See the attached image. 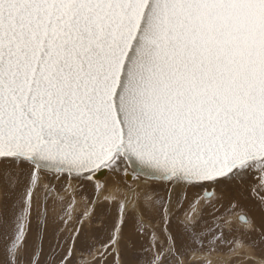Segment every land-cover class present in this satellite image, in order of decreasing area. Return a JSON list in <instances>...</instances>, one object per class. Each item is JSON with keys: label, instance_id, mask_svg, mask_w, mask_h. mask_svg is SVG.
I'll use <instances>...</instances> for the list:
<instances>
[{"label": "snow or ice", "instance_id": "6c2138e0", "mask_svg": "<svg viewBox=\"0 0 264 264\" xmlns=\"http://www.w3.org/2000/svg\"><path fill=\"white\" fill-rule=\"evenodd\" d=\"M255 211L264 0H0V264H264Z\"/></svg>", "mask_w": 264, "mask_h": 264}, {"label": "rangeland", "instance_id": "374dc122", "mask_svg": "<svg viewBox=\"0 0 264 264\" xmlns=\"http://www.w3.org/2000/svg\"><path fill=\"white\" fill-rule=\"evenodd\" d=\"M103 171H104V173H103L102 178L105 176L106 178L108 177V179L110 180L109 181L110 183H108V185H110L112 183V180H114V179L119 180V183H123V182H121V181H123V171H121L119 174L113 173L107 169H104ZM106 171H108V172H106ZM82 185H83V191L81 193L82 195L88 196L89 199L96 196V191H98V190H97L96 186L92 183V181H90V180L84 181V182H82ZM107 188L108 187L106 186L105 190ZM106 205H107V202H101L100 204L95 205V207L97 206L95 208L96 217L93 221L92 231H99L100 230L96 226L102 222L101 221L102 216H107L108 220H110L111 216H113L115 214V208L113 206H110L109 208H107ZM110 209L112 210L111 215H109ZM173 226H174V224H173ZM85 231L86 232L89 231L87 226L85 228ZM125 231H126V237H128V239H127L128 248L125 252V257H124L125 264H135L136 260L139 258V245H140L141 241H140L139 237L132 230L131 225H129V227L126 228ZM173 232H174V234H176V231H173ZM257 234H256V232L250 233L249 234L250 235L249 242H252V241L256 242L257 246H256L254 251L257 253V254L255 253L256 258L259 259L262 255H264V240L255 239ZM82 239H83V237H82ZM223 251L226 252L227 249H224ZM199 256H202V255L194 256L195 258L193 259L192 255H189L188 259L190 261V264H205L204 260L202 258H199ZM233 260L231 261V264H234ZM247 263L248 264H255V261L249 260V261H247Z\"/></svg>", "mask_w": 264, "mask_h": 264}, {"label": "bare ground", "instance_id": "6f19581e", "mask_svg": "<svg viewBox=\"0 0 264 264\" xmlns=\"http://www.w3.org/2000/svg\"><path fill=\"white\" fill-rule=\"evenodd\" d=\"M101 170H104V169H101ZM101 170L100 171H98V172H101ZM106 172H108V171H106ZM97 173V172H96ZM94 174V176H95V178H94V176H93V178L90 180V181H92V183L96 186V188H97V190L98 191H96V196L99 194V193H101V192H103L104 194H109V193H115V190L118 188V189H120L121 191H120V193H118V194H120V195H123V194H125V193H127L128 192V190L129 189H135L139 184H140V179L138 178H136V179H133L131 182H126V180H125V178H124V172H123V181H121V182H123V183H119V180H117V179H114V180H112V183L110 184V185H108V183H110L109 181V179H108V177L106 178L105 176L102 178V177H100V176H98L97 174ZM119 174V173H118ZM103 176V175H102ZM113 176V175H112ZM111 178V177H110ZM112 179V178H111ZM121 179V178H120ZM122 180V179H121ZM108 187L106 190H105V187ZM226 194L227 195H229V196H236L237 195V191L234 189V188H232V187H228V189H227V192H226ZM245 194L246 195H248V193L247 192H245ZM101 202H107V205H106V207L107 208H109L111 205H110V203L108 202V201H105V200H103V198H101L97 203H96V205L97 204H100ZM253 203H255L254 201H253ZM97 207V206H96ZM95 207V208H96ZM112 211V210H111ZM253 216H254V218H255V220H259V226H258V232H259V234L261 235V233L262 232H264V226H262V222L264 223V214H261L259 211H255L254 213H253ZM179 230H180V226L178 225V224H176V223H174V226H173V231H176V233H178L179 232ZM174 233V232H173ZM256 253V252H255ZM257 254V253H256ZM197 256V255H196ZM192 258L194 259L195 257L194 256H192ZM199 258H202L203 260H204V263H205V258L203 257V256H199ZM189 260V259H188ZM233 259H231V258H227V264H231V261H232ZM251 261V260H250ZM233 262H234V264H237V262H236V260H233ZM253 262V261H252ZM247 263V262H246ZM248 264V263H247Z\"/></svg>", "mask_w": 264, "mask_h": 264}, {"label": "water", "instance_id": "95a60500", "mask_svg": "<svg viewBox=\"0 0 264 264\" xmlns=\"http://www.w3.org/2000/svg\"><path fill=\"white\" fill-rule=\"evenodd\" d=\"M103 173H104V171L101 170V172H97L96 174L98 176L102 177ZM94 178H95V176H94ZM124 178H125L126 182H131L133 179H136V178L138 179L139 177H137L135 175H126V174H124Z\"/></svg>", "mask_w": 264, "mask_h": 264}, {"label": "crops", "instance_id": "0c3cea01", "mask_svg": "<svg viewBox=\"0 0 264 264\" xmlns=\"http://www.w3.org/2000/svg\"><path fill=\"white\" fill-rule=\"evenodd\" d=\"M255 221H256V226H257V229H258V226H259V220H255ZM262 226H264V223H263V222H262ZM255 232H256V234L258 233L255 239H262V237H261V235L259 234L258 230L255 231Z\"/></svg>", "mask_w": 264, "mask_h": 264}]
</instances>
